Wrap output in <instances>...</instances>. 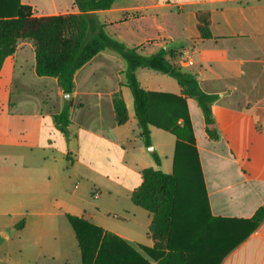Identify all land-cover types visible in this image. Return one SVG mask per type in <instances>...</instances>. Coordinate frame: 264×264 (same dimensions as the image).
Returning a JSON list of instances; mask_svg holds the SVG:
<instances>
[{"label":"crops","instance_id":"obj_1","mask_svg":"<svg viewBox=\"0 0 264 264\" xmlns=\"http://www.w3.org/2000/svg\"><path fill=\"white\" fill-rule=\"evenodd\" d=\"M21 3L37 17L81 13L74 0ZM91 13L114 39L147 56L165 50L171 64L219 96L212 107L217 140L208 136L198 102L187 100L210 214L251 219L264 207V0H114ZM200 13L210 16V39L200 36ZM35 67V46L23 40L0 70V264H82L68 216L157 264L139 248L155 247L153 215L132 194L146 169L172 174L176 137L152 126V146L145 147L127 65L113 51L76 73L70 100L57 79L38 77ZM137 77L149 92L181 95L165 74L138 69ZM118 94L128 112L124 125L114 108ZM71 100L66 136L55 116ZM115 242L113 261L137 264ZM220 264H264V221Z\"/></svg>","mask_w":264,"mask_h":264},{"label":"trees","instance_id":"obj_2","mask_svg":"<svg viewBox=\"0 0 264 264\" xmlns=\"http://www.w3.org/2000/svg\"><path fill=\"white\" fill-rule=\"evenodd\" d=\"M80 14L37 17L21 0H0V70L19 42L35 46L38 77L55 78L65 95L74 91L76 73L106 50L126 62V86L134 99V110L145 147L152 146L151 127L176 137L172 174L146 169L132 201L153 215L154 249L139 248L157 264H220L223 258L264 221V207L248 220L214 218L210 214L192 121L187 100L195 99L204 115L206 132L218 139L214 128L213 104L218 95L202 90L196 77L170 63L167 53L143 55L111 37L91 12L112 7L114 0H74ZM201 38L210 39V16L198 14ZM138 69L159 72L174 79L181 95L149 92L138 80ZM72 100L55 116L59 130L68 136ZM118 125L128 121L121 95L114 98ZM155 163L161 164L153 154ZM81 250L82 264H121L113 261L116 242L119 251L130 252L137 264H151L134 247L82 219L68 216ZM115 243V244H113Z\"/></svg>","mask_w":264,"mask_h":264},{"label":"water","instance_id":"obj_3","mask_svg":"<svg viewBox=\"0 0 264 264\" xmlns=\"http://www.w3.org/2000/svg\"><path fill=\"white\" fill-rule=\"evenodd\" d=\"M70 98H71V95H70V94L66 95V99H67V100H70ZM153 150H154L153 148H150V149H149V151H153Z\"/></svg>","mask_w":264,"mask_h":264},{"label":"built area","instance_id":"obj_4","mask_svg":"<svg viewBox=\"0 0 264 264\" xmlns=\"http://www.w3.org/2000/svg\"><path fill=\"white\" fill-rule=\"evenodd\" d=\"M188 64L192 65V62L191 61H188Z\"/></svg>","mask_w":264,"mask_h":264},{"label":"rangeland","instance_id":"obj_5","mask_svg":"<svg viewBox=\"0 0 264 264\" xmlns=\"http://www.w3.org/2000/svg\"><path fill=\"white\" fill-rule=\"evenodd\" d=\"M124 61V60H123ZM125 62V61H124ZM126 63V62H125Z\"/></svg>","mask_w":264,"mask_h":264}]
</instances>
